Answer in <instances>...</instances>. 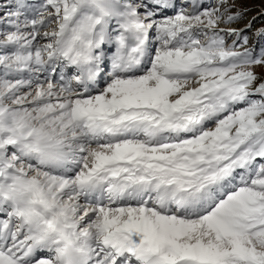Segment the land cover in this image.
<instances>
[{"label": "snow or ice", "instance_id": "obj_1", "mask_svg": "<svg viewBox=\"0 0 264 264\" xmlns=\"http://www.w3.org/2000/svg\"><path fill=\"white\" fill-rule=\"evenodd\" d=\"M257 19L0 0V264H264Z\"/></svg>", "mask_w": 264, "mask_h": 264}, {"label": "rangeland", "instance_id": "obj_2", "mask_svg": "<svg viewBox=\"0 0 264 264\" xmlns=\"http://www.w3.org/2000/svg\"><path fill=\"white\" fill-rule=\"evenodd\" d=\"M186 2H189V3H190V0H178V3H181V4L186 3ZM205 2H206V3H213V4H214V3H215V0H205ZM255 14H256L255 11L250 12V13L248 14V16L245 18V20H244L243 22H241L239 25H234V26H236V27H243L244 23H247V21H248L249 19H251V17H252L253 15H255ZM252 34H254V28H252L251 32L249 33L250 36H252ZM229 42H230V41H229ZM254 43H256L255 38H253V39L250 40V45H252V44H254ZM256 71H257L258 73H262V74H264V69H262V68H257Z\"/></svg>", "mask_w": 264, "mask_h": 264}, {"label": "trees", "instance_id": "obj_3", "mask_svg": "<svg viewBox=\"0 0 264 264\" xmlns=\"http://www.w3.org/2000/svg\"><path fill=\"white\" fill-rule=\"evenodd\" d=\"M261 26H264V19H257L253 25L254 33L257 29H259ZM260 43L264 44V38L260 39Z\"/></svg>", "mask_w": 264, "mask_h": 264}]
</instances>
